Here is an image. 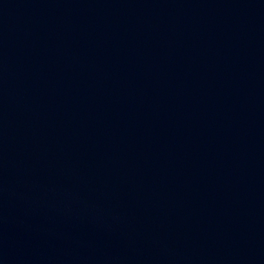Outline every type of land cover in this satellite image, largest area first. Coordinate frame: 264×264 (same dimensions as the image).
Wrapping results in <instances>:
<instances>
[{
  "label": "water",
  "instance_id": "95a60500",
  "mask_svg": "<svg viewBox=\"0 0 264 264\" xmlns=\"http://www.w3.org/2000/svg\"><path fill=\"white\" fill-rule=\"evenodd\" d=\"M0 264H264V0H0Z\"/></svg>",
  "mask_w": 264,
  "mask_h": 264
}]
</instances>
